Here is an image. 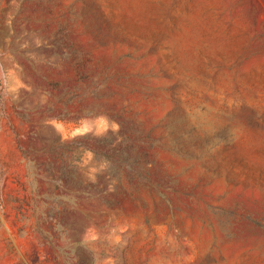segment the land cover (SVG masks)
Listing matches in <instances>:
<instances>
[{
  "label": "rangeland",
  "instance_id": "rangeland-1",
  "mask_svg": "<svg viewBox=\"0 0 264 264\" xmlns=\"http://www.w3.org/2000/svg\"><path fill=\"white\" fill-rule=\"evenodd\" d=\"M0 264H264V0H0Z\"/></svg>",
  "mask_w": 264,
  "mask_h": 264
}]
</instances>
